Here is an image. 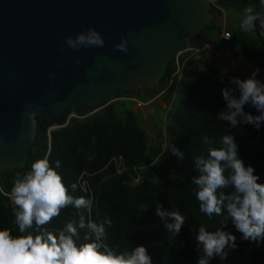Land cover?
I'll return each mask as SVG.
<instances>
[{
	"label": "trees",
	"instance_id": "1",
	"mask_svg": "<svg viewBox=\"0 0 264 264\" xmlns=\"http://www.w3.org/2000/svg\"><path fill=\"white\" fill-rule=\"evenodd\" d=\"M220 7L212 6L213 13L222 14L221 8L231 13L232 23L226 26L212 23L197 39L214 43L223 34L217 48L218 55L225 52L243 60L252 67L264 71V36L259 26L251 33L240 31L243 10L256 0H216ZM258 11H264L256 5ZM255 39V42L251 40ZM201 47L202 43H196ZM179 65L182 76L174 91L168 88V79L176 65H170L159 86L140 88L133 93L119 92L114 98L99 106L70 107L59 117L35 115L33 127L35 143L29 152L27 165L0 173V227H9L15 234L16 225L12 209L15 207L6 192H10L17 175L31 169V164L45 155L54 162L60 160L65 182H76L79 187L73 195L91 196V216L100 222L105 215L113 225L108 229L106 242L126 249L133 244L145 245L154 264H196L194 234L201 224L214 230L219 217L209 218L199 210L191 177L198 175L192 165L194 157L207 154L202 137L208 135L216 141L229 129L215 113L224 105L220 88L236 74L220 71L202 50L197 56L183 54ZM170 106L166 121L155 116L156 139L150 137L141 117L133 108L136 101L148 103L160 94ZM178 93L179 95H175ZM154 106V105H153ZM255 113V110H252ZM74 115V116H72ZM70 119V120H69ZM54 127L56 129L51 130ZM240 141V152L264 178V128L257 131L251 126L230 130ZM51 135V137H50ZM259 138V142H257ZM167 139L185 152V160L177 162L167 148ZM165 207L179 208L186 215L185 226L178 239H173L155 215V202ZM146 203L149 209L141 214L139 205ZM76 210L69 206L61 216L54 218L50 226L60 227L69 218L79 219ZM231 227V226H229ZM211 264H264V244L244 241L227 261L213 259Z\"/></svg>",
	"mask_w": 264,
	"mask_h": 264
},
{
	"label": "water",
	"instance_id": "2",
	"mask_svg": "<svg viewBox=\"0 0 264 264\" xmlns=\"http://www.w3.org/2000/svg\"><path fill=\"white\" fill-rule=\"evenodd\" d=\"M213 19L206 0H0V173L27 165L35 115L159 86ZM89 27L103 47L67 46Z\"/></svg>",
	"mask_w": 264,
	"mask_h": 264
},
{
	"label": "clouds",
	"instance_id": "3",
	"mask_svg": "<svg viewBox=\"0 0 264 264\" xmlns=\"http://www.w3.org/2000/svg\"><path fill=\"white\" fill-rule=\"evenodd\" d=\"M206 2L214 4L216 0ZM256 5L264 9V0L244 8L240 31L251 33L259 26V34L264 36V11H258ZM66 44L72 49L103 47L105 40L89 27L75 38L67 37ZM115 48L127 52L128 41L122 37ZM259 74L260 68L255 67L245 78L230 76L227 84L220 76L224 105L215 115L229 131L219 141L208 135L202 137L207 154L194 157L192 165L199 174L191 177L200 212L210 219H220L214 230L201 224L194 234L196 264H211L217 258L227 261L244 241L264 244V178L242 157L240 141L230 131L240 126H251L257 131L264 128V79ZM167 148L178 163L185 160V152L178 146L172 143ZM61 167L60 160L51 162L45 155L35 160L28 172L18 174L11 191L5 193L15 206L12 214L17 227L15 234L12 228L0 227V264H154L143 244L121 249L106 242L108 229L113 225L111 217L105 215L100 222L93 219V199L73 195L79 185L66 183ZM69 206L76 210L79 219L73 217L60 227L50 226ZM149 207L141 203V214ZM154 208L163 228L178 239L186 215L179 208L165 207L159 200Z\"/></svg>",
	"mask_w": 264,
	"mask_h": 264
},
{
	"label": "rangeland",
	"instance_id": "4",
	"mask_svg": "<svg viewBox=\"0 0 264 264\" xmlns=\"http://www.w3.org/2000/svg\"><path fill=\"white\" fill-rule=\"evenodd\" d=\"M211 5L214 7H220L217 1ZM221 9L223 10L222 14H217V13L214 14L212 11V13L214 14L213 22L218 25H222V26H226L229 23H232L233 20L231 18L230 11H228L226 8H221ZM224 36L228 39L230 35L225 34ZM196 38L194 39L193 42L189 43L186 46V48L183 49V51H181V53H179L173 59V61H171L170 65H177V63H179V57L181 55L191 52V50L194 49V47H198L196 43H201V42L196 40ZM221 38H219L215 43L218 44ZM251 41L255 42L256 40L252 39ZM208 49L210 50L208 53L209 56H207L208 59L212 61L216 65V67L222 72L230 71L241 78H245L249 76L251 72L254 70V67L247 64L243 60V58L234 57L228 52H225L224 54H222V56H219L214 51L215 46H210V48ZM194 53L192 54L198 57V52H194ZM176 69L177 67L175 68V70ZM180 73H181V68H180ZM259 76L261 79H264V71L260 70ZM177 87H178V80L173 82V85L171 88H173L175 91ZM164 94L157 96L156 98H154V100H151L148 103H144L141 107L137 106L136 104V106L133 108L134 112H136V114L141 117L142 124L148 130L150 137L153 140L156 139V127L154 124H155V120L157 121L158 119V116H155V115L156 114L159 115L163 119V122L165 123L166 113L170 110V106L164 100ZM153 116H155V120L153 119ZM167 143L170 144L169 139H167Z\"/></svg>",
	"mask_w": 264,
	"mask_h": 264
},
{
	"label": "built area",
	"instance_id": "5",
	"mask_svg": "<svg viewBox=\"0 0 264 264\" xmlns=\"http://www.w3.org/2000/svg\"><path fill=\"white\" fill-rule=\"evenodd\" d=\"M224 35H225V34H224ZM224 35H223V37L226 38ZM227 35H228V34H227ZM228 38H230V36H229ZM226 39H227V38H226ZM210 46H214V45H212V44H206V43H205V44L201 45V47H194V49H192L190 53L198 52V55H199V53H200L202 50H206V51H207V56H209L208 53H209L210 50H209L208 48H210ZM192 51H194V52H192ZM214 51H215V50H214ZM215 52H216V51H215ZM188 53H189V52H188ZM194 54H195V53H194ZM216 54H217V53H216ZM176 67H177V69L175 70L174 74H173L172 77L170 78L169 86H168L167 89H169V88L172 87L173 82L176 81V78H177V77H178L177 79H179V78L182 76V68L180 67L179 63H177ZM180 68H181V73H180ZM143 104H144V103H142V102H140V101H137V105H138L139 107H141ZM73 116H74V115H73Z\"/></svg>",
	"mask_w": 264,
	"mask_h": 264
},
{
	"label": "flooded vegetation",
	"instance_id": "6",
	"mask_svg": "<svg viewBox=\"0 0 264 264\" xmlns=\"http://www.w3.org/2000/svg\"><path fill=\"white\" fill-rule=\"evenodd\" d=\"M197 38H198V37H197ZM197 38H196V40H198V41H199V42H201L202 44H205V43H206V42H203L201 39L199 40V39H197ZM221 39H222V38H221ZM221 39H220V40H221ZM215 42H216V41H215ZM215 42H214V43H215ZM219 42H220V41H219ZM214 43H206V44H212V45H214V46H215V48H217V47H218V45H219V43H218V44H216V43L214 44ZM215 51H216V50H215ZM216 53H217V52H216ZM181 56H182V55H181ZM181 56H180V57H181ZM180 57H179V61H180ZM167 82H168V84H169V82H170V79H168V81H167ZM162 94H164V92H163ZM160 95H161V94H160ZM155 98H156V97H155Z\"/></svg>",
	"mask_w": 264,
	"mask_h": 264
},
{
	"label": "crops",
	"instance_id": "7",
	"mask_svg": "<svg viewBox=\"0 0 264 264\" xmlns=\"http://www.w3.org/2000/svg\"><path fill=\"white\" fill-rule=\"evenodd\" d=\"M135 101H136V104H137V100H135ZM135 106H136V105H135ZM135 106H134V107H135ZM137 106H138V105H137ZM133 111H134V110H133ZM135 113H136V112H135Z\"/></svg>",
	"mask_w": 264,
	"mask_h": 264
}]
</instances>
